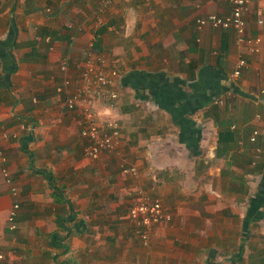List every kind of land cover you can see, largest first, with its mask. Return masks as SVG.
Listing matches in <instances>:
<instances>
[{
    "label": "crops",
    "instance_id": "obj_1",
    "mask_svg": "<svg viewBox=\"0 0 264 264\" xmlns=\"http://www.w3.org/2000/svg\"><path fill=\"white\" fill-rule=\"evenodd\" d=\"M3 1L0 264H264V50L195 26L229 14L228 0H110L97 49L120 72L119 97L113 109L93 106L118 119L121 153L97 160L83 155L56 88L67 75L61 61L73 72L92 39L80 8L63 24L64 3L97 9L100 0ZM52 2L63 17L41 14ZM248 10V34L264 46V0ZM239 59L248 67L233 79ZM130 167L136 176L122 173ZM210 176L216 188L201 184ZM140 196L160 199L171 215L147 246L127 221Z\"/></svg>",
    "mask_w": 264,
    "mask_h": 264
},
{
    "label": "built area",
    "instance_id": "obj_2",
    "mask_svg": "<svg viewBox=\"0 0 264 264\" xmlns=\"http://www.w3.org/2000/svg\"><path fill=\"white\" fill-rule=\"evenodd\" d=\"M230 13L224 16L207 14L196 18V30L205 27L215 30L232 31L235 34L236 46H246L250 53H260L264 50L261 36L251 37L248 34V13L251 0H228ZM110 5V0H100L95 14L89 20L92 39L85 52V58L76 66L74 73L69 71V63L64 59L60 63V70L67 75L57 86L56 92L64 96L63 106L73 117L83 140V155L91 160H97L102 156H119L121 142V126L116 117L107 120L101 118L100 113L93 106L98 102L108 108H114L118 100L117 93L119 70L111 64L107 56L101 53L95 46L96 32L103 27V15ZM257 25L262 26L263 20L259 18ZM71 27V26H70ZM48 41V38L46 39ZM248 67L244 59H239L231 74L233 79L240 77L243 70ZM69 73V74H68ZM256 134V133H255ZM254 134V135H255ZM251 139V141H253ZM136 168H123L125 175L136 176ZM6 171L2 175L9 181ZM13 197L17 196V190L12 189ZM19 205L13 202L8 213L11 222L16 216ZM162 202L158 198L140 196L129 206L127 221L132 227V235L143 246H147L154 228L158 225L169 223L171 215L165 211Z\"/></svg>",
    "mask_w": 264,
    "mask_h": 264
},
{
    "label": "rangeland",
    "instance_id": "obj_3",
    "mask_svg": "<svg viewBox=\"0 0 264 264\" xmlns=\"http://www.w3.org/2000/svg\"><path fill=\"white\" fill-rule=\"evenodd\" d=\"M52 1V0H51ZM3 0H1V3L3 4ZM52 3H54V2H52ZM64 4H66V5H64L63 6V8H62V11L64 12V10H66V16H65V18H64V20L62 21L63 22V24L64 25H66V24H68V23H70V24H73L74 22L72 21V18H69V16L68 15H73V16H75L76 14L74 13L75 11H72V9L74 8V7H77V8H80V10H78V11H82V14L81 15H79L80 13L79 12H77L78 14L76 15V16H83L84 18H83V20H86V22L87 21H89L90 20V18H92V16L95 14L94 12H95V10H96V8H85V6H83V5H81L78 1H70L69 3H64ZM25 7H27V6H25ZM42 7V6H41ZM40 7V8H41ZM44 8H45V10H44ZM15 10V9H14ZM56 10H58V12L56 11ZM42 13L41 14H45V15H49V16H53V17H55L56 19H59V17H63V16H61L62 14L60 13L61 11H59V9H58V7L55 5V3H54V5H52V9H51V11H49L48 12V8H46V7H43V9H42ZM39 12H41V11H39ZM57 12V13H56ZM83 20H81V21H83ZM67 22V23H66ZM84 22V21H83ZM86 48H87V45H86ZM85 52H86V49H85ZM85 52H83V53H85ZM84 58H85V54H84V56H83V58H81L80 60H79V62L77 63V65H80L82 62H83V60H84ZM76 66V65H75ZM70 68V67H69ZM76 70V67H74V69H73V72H70V73H74V71ZM249 140H250V137H249ZM261 153V152H260ZM259 152L256 154V156H257V158H255V160H257L258 158H259V154H260ZM262 155V154H261ZM202 167L204 168L203 170H202ZM216 165H215V163L214 164H209V165H207V166H201V168L199 169V171H200V173H203V172H206L205 170H207V168H210L211 170L210 171H213V170H215L216 168ZM212 177L213 176H210L209 177V179L208 180H202V182H201V184L203 183L204 185H206V184H211V188H216L217 187V184L215 183L216 181H213L212 180ZM210 180V181H209ZM235 181H237L236 179H235ZM199 182V181H198ZM232 184H225V186H224V188L227 190V191H230L231 190V186ZM248 185H249V183H248ZM247 185V186H248ZM230 193V192H229Z\"/></svg>",
    "mask_w": 264,
    "mask_h": 264
},
{
    "label": "trees",
    "instance_id": "obj_4",
    "mask_svg": "<svg viewBox=\"0 0 264 264\" xmlns=\"http://www.w3.org/2000/svg\"><path fill=\"white\" fill-rule=\"evenodd\" d=\"M101 30H102V28L101 29H99L95 34H96V42H95V44H94V46L96 47V48H98L97 46H98V42H99V40H98V38L100 37V32H101ZM228 136H231L230 135V133L228 132V133H226L225 132V134H222L221 136H220V139H221V144H225L226 146L227 145H229V143H225V139L224 138H226V137H228ZM224 149V148H223ZM255 202V204H257V205H255V206H258V204H260V202L258 201V200H255L254 201ZM64 221V219H62V218H58L57 219V224H58V226L59 227H61L62 229L65 227V226H63V224L61 223V222H63ZM69 232V231H68Z\"/></svg>",
    "mask_w": 264,
    "mask_h": 264
}]
</instances>
